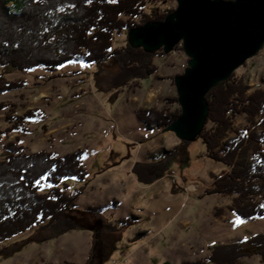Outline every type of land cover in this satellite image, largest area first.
<instances>
[{"label": "rangeland", "instance_id": "obj_1", "mask_svg": "<svg viewBox=\"0 0 264 264\" xmlns=\"http://www.w3.org/2000/svg\"><path fill=\"white\" fill-rule=\"evenodd\" d=\"M159 1L161 15L178 8L177 0ZM137 21L140 25L143 20ZM127 38L128 33L118 35L116 47H125ZM163 53H153L157 69L153 76L111 93L98 91L97 68L83 61L52 72L43 67L24 72L0 68L7 80L26 82L23 89L0 94V160L8 157L5 145L17 141L29 154L44 150L63 157L82 151L89 177L85 183L69 180L77 188L71 193L81 192L78 208L103 207L107 222H133L114 234L72 230L45 242L34 240L36 230L28 231L0 245L8 250L0 253V264H97L107 250V258L99 264H184L209 257L218 245L264 235V218L244 220L228 210L231 198L208 193L212 174L225 166L206 158L201 139L189 143L186 158L175 159L154 184L143 185L134 175L138 162L172 151L182 142L174 133L164 132L166 128L147 130L137 116L138 111L153 109L182 114L175 79L185 73L189 58L183 45ZM236 72L246 76L250 92L264 89V48ZM32 112L39 116L24 124L28 132L2 135L13 126L7 117ZM245 125L246 119L240 117L235 127ZM219 210L225 218L218 216ZM242 263L263 264L258 256Z\"/></svg>", "mask_w": 264, "mask_h": 264}, {"label": "trees", "instance_id": "obj_2", "mask_svg": "<svg viewBox=\"0 0 264 264\" xmlns=\"http://www.w3.org/2000/svg\"><path fill=\"white\" fill-rule=\"evenodd\" d=\"M160 6L159 0H0V68L24 72L43 67L52 72L83 61L97 68L98 91L126 88L156 73L155 55L129 43L117 48L116 37L148 22L164 21ZM25 86V81L12 82L0 74V94ZM207 100L210 114L199 139L206 145L207 157L225 166L212 175L208 193L231 198L228 210L244 220L264 218V89L250 92L246 76L236 72ZM37 116L32 112L7 117L13 126L1 134L8 138L14 132H28L24 124ZM137 116L150 131L164 130L180 115L153 109L138 111ZM240 117L246 125L236 128ZM187 145L181 142L172 151L138 162L133 170L138 182L147 186L163 178L175 159L186 158ZM5 149L8 157L0 160V245L33 230L34 240L45 242L72 230L114 234L133 224L126 219L107 222L103 207L78 208L81 192L71 193L77 188L69 180L85 183L89 177L82 151L63 157L44 150L29 154L19 141L6 144ZM218 212V216L224 213ZM107 251L99 255L97 264L104 262ZM252 256L264 264V235L218 245L209 257L184 264H243Z\"/></svg>", "mask_w": 264, "mask_h": 264}, {"label": "water", "instance_id": "obj_3", "mask_svg": "<svg viewBox=\"0 0 264 264\" xmlns=\"http://www.w3.org/2000/svg\"><path fill=\"white\" fill-rule=\"evenodd\" d=\"M164 21L148 22L128 33V42L146 53L175 51L189 58L175 79L182 114L164 132L187 143L197 141L207 124L209 93L228 81L264 48V0H177Z\"/></svg>", "mask_w": 264, "mask_h": 264}, {"label": "crops", "instance_id": "obj_4", "mask_svg": "<svg viewBox=\"0 0 264 264\" xmlns=\"http://www.w3.org/2000/svg\"><path fill=\"white\" fill-rule=\"evenodd\" d=\"M144 128H145V127H144ZM150 131H153V130H150ZM206 158H208V157L206 156ZM208 159H209V158H208ZM212 161H213V160H212ZM212 175H216V174H212ZM212 181H213V180H212ZM228 212H229V211H228ZM226 213H227V212H226ZM222 217L225 218V217H226V214H225V215L223 214ZM216 219H217V218H216ZM218 220H219V219H217V221H218Z\"/></svg>", "mask_w": 264, "mask_h": 264}]
</instances>
